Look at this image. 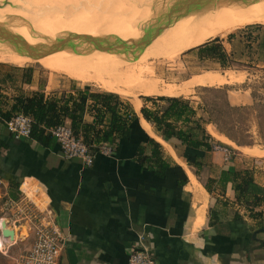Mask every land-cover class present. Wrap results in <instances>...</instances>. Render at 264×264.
I'll return each mask as SVG.
<instances>
[{"label":"crops","instance_id":"obj_1","mask_svg":"<svg viewBox=\"0 0 264 264\" xmlns=\"http://www.w3.org/2000/svg\"><path fill=\"white\" fill-rule=\"evenodd\" d=\"M115 1L129 5L126 17L135 18L138 39L172 6L171 0L109 2ZM158 1L167 3L156 8L154 3ZM222 42L230 53L231 43ZM257 42L264 45V36ZM194 47L179 52H190ZM160 48L170 51L171 40L166 45L163 41ZM196 53L208 59L199 49ZM29 68L18 66L16 73L9 69L0 73L5 109L20 89L27 93L44 90L47 95L58 90L50 86V81H40L39 73ZM184 96L194 103L196 95ZM230 98L232 105L238 104L235 106L250 101L246 93ZM139 103H131L137 119L130 137L122 138L119 150L112 154L98 152L92 165L65 157L56 140L46 146L28 137H15L0 116V181L5 186L0 202L9 199L17 206L32 202L46 219L57 223L65 242L61 264H128L140 237L158 264H264V169L236 162L230 154L235 150L230 145L233 140L208 121L201 99L195 101V118H203L206 131L216 140L211 151L164 139L140 114ZM85 119L92 121L93 117L87 113ZM150 137L160 144L164 161L152 155L155 147L149 143ZM140 144L150 159L138 157ZM241 147L251 154L264 155V147ZM195 158L202 162L201 167L189 163ZM249 178L256 186L252 192L244 188ZM12 193L18 197H11ZM7 223L17 233L9 239L10 245L21 236H30L31 241L32 226H19L10 216ZM18 257L9 253V264H19Z\"/></svg>","mask_w":264,"mask_h":264},{"label":"rangeland","instance_id":"obj_2","mask_svg":"<svg viewBox=\"0 0 264 264\" xmlns=\"http://www.w3.org/2000/svg\"><path fill=\"white\" fill-rule=\"evenodd\" d=\"M164 3L167 2L158 1L154 3V7H162ZM65 4L68 6L76 5L82 8L90 7L91 9H96V7L101 9L104 7L106 9L104 15L101 13H91L84 16L85 22H89V25L84 23L85 26L83 27L86 29L97 30L98 33L105 34L107 38L117 39L116 43L120 41L121 46L125 45L123 41L129 42L132 49L129 52H126V50L123 49L121 54L123 58H134L132 55L137 58L142 55L141 58L150 56L148 54L151 53L144 51L142 45H136L139 47L137 49V47L130 42L138 39V36H136L135 33L136 30H138V25L134 22V17H131L130 19L126 17L127 11L130 10L129 5L125 3L120 4L117 1H107L102 3L97 0H67ZM134 11L135 15H137L138 10L134 9ZM9 16H11V14ZM154 21H156V19H154L153 22ZM151 23L152 20L147 22L148 25ZM165 29L156 35L149 43L153 46L156 44L155 46L158 47V49L155 47L158 52L154 55L156 57H153L150 60L156 68L155 78L161 82L162 87H165L167 84H183L195 75L207 72L214 73L216 79L212 83L202 86H213V88L217 87L218 90L201 89V91L199 89L201 85H194L187 94H184L187 96L196 95L195 99L200 102V93H202V96L204 97V100L202 101L205 103L208 102V109L211 113L212 111L210 109L211 107H215V103H218V106L220 107L223 106L226 95L229 98L230 103L233 104L230 98L231 95H241L246 93L250 99L249 103L240 104V108L235 110L230 117L225 115L227 119L232 120V123L231 125L230 123L223 125H225L224 127L242 143L239 144L235 141H232V143H230L231 141L229 142L233 149H235L234 153L230 150V154L236 157V162L238 164L240 162H245L247 165H255L264 169V155L251 154L241 147L244 145L248 147H264V45L259 46L257 42L258 37L261 38V36H264V24L252 23L248 25H239V27L232 30L227 35L220 37L227 44L230 42L231 44L228 46L232 47L230 52L232 57L227 59L225 62L226 65L224 66L216 59H202L196 53L198 48L195 50V47L193 48L194 50L190 52L187 50L178 53H174L172 50L165 52L160 48V45L163 41L166 45L168 44V41L171 40V24ZM44 43L48 44L50 41ZM158 57H164L165 59ZM0 62V73L7 69H9V72L12 71L16 73L17 70L15 69L18 66L32 67L39 73L40 81L44 83L50 81V86L57 87L59 91L70 90L73 82H76L79 86L89 85L94 89L105 90V88L96 80L74 79L64 73L53 71L35 62L16 64L4 58L0 59ZM164 83L167 84L165 85ZM119 95L130 103L137 104L142 100V104L154 107L152 102H148L144 99V97L149 94L136 92L133 94ZM195 99L193 103L194 105H196ZM159 104L161 107L166 105L165 102L161 101H159ZM215 113V117L217 115L223 117L219 112ZM222 139H224V137ZM0 191L2 193L5 192V186L1 181ZM36 211H38V208L32 202H27L25 205L21 206L13 205L12 202L9 203V199L0 202V218L4 217L9 221L10 216V218H13L14 222H17L19 226L25 225L28 228L29 225L32 226L31 220H35V218H32L31 215ZM42 213L44 214L43 211ZM23 232L24 234H27L25 228ZM1 233L0 230V234ZM21 237L22 238L17 240L18 242L16 241L13 245L11 244L12 246L9 244V240L5 241V243L0 246V264H9V253L19 256V260L22 255L27 253L31 246L32 238L30 241V236L25 238L23 236ZM28 240L30 243H28ZM19 260L18 263L20 264Z\"/></svg>","mask_w":264,"mask_h":264},{"label":"bare ground","instance_id":"obj_3","mask_svg":"<svg viewBox=\"0 0 264 264\" xmlns=\"http://www.w3.org/2000/svg\"><path fill=\"white\" fill-rule=\"evenodd\" d=\"M97 1L105 3L111 0ZM66 2L67 0H0V23L22 36L30 45L52 42L71 33L107 38L97 30L83 27L84 23H89L85 22L84 16L91 13L102 14L103 8L68 6ZM251 23L264 24V0L246 4H220L191 12L171 23V50L178 53L182 49L200 45L206 38L224 33L235 25ZM108 39L115 40L111 49L96 47L89 41H76L74 50L65 48L40 58L21 53L8 41L0 40V59L16 64L35 62L74 79L96 80L105 90L119 94L141 92L178 96L187 94L194 85L210 84L216 79L214 73L207 72L195 75L183 84L164 83L166 86L162 87L161 82L155 78L156 68L150 61L152 53H157L156 44L144 47V51L151 53L148 54L151 56L141 58L143 55L140 54L142 56L138 58L133 55L134 58H123L122 50L129 52L132 49L130 45L121 46L120 41L116 43L117 39ZM2 223L9 227L6 218L0 219V227ZM9 239L12 240L10 236L0 234V246Z\"/></svg>","mask_w":264,"mask_h":264},{"label":"trees","instance_id":"obj_4","mask_svg":"<svg viewBox=\"0 0 264 264\" xmlns=\"http://www.w3.org/2000/svg\"><path fill=\"white\" fill-rule=\"evenodd\" d=\"M238 24L224 33L216 35L210 41L203 45L195 47L199 49L202 57L213 58L221 62L224 66L227 59L232 57L223 45V37L232 30L239 27ZM230 38V36H229ZM259 38V37H258ZM194 50V49H191ZM33 70L32 67L29 68ZM31 72L28 81L31 80ZM199 89L218 90L213 86H200ZM202 91V90H201ZM200 106L208 113V121L213 122L217 128L236 143L242 144L241 141L234 137L223 125L232 123L231 119L226 116L240 108L232 105L226 95L222 107L215 103V107L208 109V102H203L204 97L200 93ZM141 99V98H140ZM144 99L152 102L154 107L138 104V110L143 117L152 122L155 129L168 141L181 143L194 149L211 151L215 146V138L206 131L203 125V118H195L197 109L191 101V98L185 96H168V95H146ZM13 102L9 108L5 109L6 103L3 100V92L0 87V116L2 122L6 124L15 114L22 112L32 118L31 135L28 139L37 140L43 145L51 146L55 139L51 128L67 122L70 124L75 135L81 137L83 141L90 146V150L96 153L100 145L107 143L113 146L114 150H119V142L122 138L130 137L132 124L137 119V113L129 101L124 100L119 94L112 91L94 89L89 85L79 86L73 82L70 90L53 91L46 94L44 90H33L26 92L20 89L16 95L12 96ZM159 101L165 102L166 105L159 104ZM220 108V111H219ZM219 112L223 117L214 116ZM93 117L92 121L85 119L86 114ZM69 120L70 122H68ZM7 126V125H6ZM149 143L155 147L153 156L156 160L164 161L159 150L160 144L151 137ZM144 145L140 144L138 157L141 160L150 159L146 155ZM197 157V156H196ZM189 163L201 167L202 162L197 158L188 160ZM249 178L244 188H249L252 192L256 186L251 184ZM18 187V184H16ZM249 185V186H247ZM243 186L238 185V188ZM11 197L17 198L18 195L12 193Z\"/></svg>","mask_w":264,"mask_h":264},{"label":"built area","instance_id":"obj_5","mask_svg":"<svg viewBox=\"0 0 264 264\" xmlns=\"http://www.w3.org/2000/svg\"><path fill=\"white\" fill-rule=\"evenodd\" d=\"M6 125L17 138L31 135L32 118L22 112L7 120ZM51 132L65 157L80 159L85 165H92L98 152L105 154L114 152L113 146L107 143L101 144L98 152H91L90 146L81 137L75 135L67 122L51 128ZM38 211L31 215L32 218H35V220H31L32 244L19 262L20 264H61V253L65 244L61 229L57 223L46 219L42 211L39 209ZM128 264H158L143 237H140L138 243L134 245L129 254Z\"/></svg>","mask_w":264,"mask_h":264},{"label":"water","instance_id":"obj_6","mask_svg":"<svg viewBox=\"0 0 264 264\" xmlns=\"http://www.w3.org/2000/svg\"><path fill=\"white\" fill-rule=\"evenodd\" d=\"M255 0H174L172 2L171 9L165 12V17L160 18L159 21H155V24L147 29V33L141 38L134 41H130L132 45H147L152 39L158 35L163 29L170 25L173 21L177 20L181 16L189 15L191 12L200 11L203 8L217 6L220 4H233L240 3L246 4ZM0 40L8 41L17 51L25 53L29 56L40 58L54 53L65 48L76 49V41H89L96 47L102 49H111L115 45V40L110 41L105 37H92L85 34L71 33L65 37H59L52 42L45 44L39 43L36 45H30L22 36L12 32V30L4 27L0 23ZM125 45H129V42L123 41ZM1 226V225H0ZM6 223H2L0 227L4 236L14 237L15 230L6 227Z\"/></svg>","mask_w":264,"mask_h":264}]
</instances>
